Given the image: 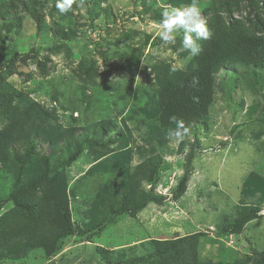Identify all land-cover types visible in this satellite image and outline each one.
<instances>
[{"label": "rangeland", "instance_id": "rangeland-1", "mask_svg": "<svg viewBox=\"0 0 264 264\" xmlns=\"http://www.w3.org/2000/svg\"><path fill=\"white\" fill-rule=\"evenodd\" d=\"M191 3L76 0L60 14L56 0H0V145L14 146L11 134L40 109L101 143H87L54 173L62 184L36 189L14 192L15 165L6 172L0 162V233L16 220L51 216L44 202L61 189L68 211V234L59 238L57 225L41 236L51 241L49 250L3 248L0 264H264L261 181V193L241 195L251 172L264 178V67L225 66L215 76L208 115L186 124L191 134L178 145L160 143L171 130L160 125V87L194 66V57L180 51L182 33L175 45L160 40L161 12ZM197 3L211 30L236 23L258 35L264 28V0ZM56 152L69 156L64 148ZM25 170L24 183L40 175L34 160ZM148 196L158 201L146 203ZM144 202L138 212L113 215ZM244 204H262L258 218L225 234ZM182 237L186 252L156 255L158 241Z\"/></svg>", "mask_w": 264, "mask_h": 264}, {"label": "trees", "instance_id": "trees-1", "mask_svg": "<svg viewBox=\"0 0 264 264\" xmlns=\"http://www.w3.org/2000/svg\"><path fill=\"white\" fill-rule=\"evenodd\" d=\"M249 3L257 0H247ZM34 2V0H32ZM24 5V4H23ZM4 8L9 10V5H4ZM27 8V5L25 4ZM2 16V8L0 9ZM37 23L40 24L41 19L35 15ZM264 25V22H263ZM264 30V28H262ZM258 35L250 34L240 26H228L223 24L218 30L212 28L213 36L209 40H204L201 44L202 52L194 57V66L187 72L175 73L171 80H167L160 87L159 91V107L158 114L160 117V125L163 127H171V130L176 128V123L170 120V117L175 116L179 120H183L186 124L195 123L209 113V109L214 100V84L215 76L228 65L235 63H243L255 67H264V31ZM1 72V68H0ZM194 78L198 79V84L192 86ZM193 97H198V102H194ZM23 110V109H22ZM25 111V110H24ZM20 112L21 118L26 120L25 112ZM28 121V120H27ZM22 129H16L11 136L14 146L9 147V141H2L0 145V162L2 169L6 172L10 170L14 164L16 168V187L14 192L19 188L29 187L36 189L40 186L58 184L60 181L54 173H59L60 169L76 160L83 152L87 143L96 142L101 144L99 140H94L89 136L88 132H79L76 128L64 127L56 121V117L52 112L44 110H36V113L30 118L29 123L24 122ZM25 128V129H24ZM105 131L106 125H102ZM161 144H167L168 140L160 141ZM25 146V149H16V146ZM64 148L69 153L68 157H64L63 153L56 152V148ZM49 149L50 152L44 153V149ZM107 152L102 153L97 158H101ZM32 160L38 164L36 178L30 175L26 178V183L23 179L27 175L25 168L31 165ZM19 166V167H18ZM55 178H52L51 175ZM186 182V177L184 178ZM258 181H261L264 190V178L256 172H251L244 182L242 197L246 196L247 191L261 193V188L257 186ZM185 189V188H184ZM66 191L61 189L57 195L48 199L46 205H49L51 216L46 219L36 220H16L14 228L7 227V232L0 233V249L4 248L6 254L25 253L33 245L45 246L49 250L48 243L51 241L47 237H41L45 233L47 226L51 229L58 225L57 233H54L62 238L66 234L63 231L67 230L68 211L66 209L65 195ZM150 201H158L156 197L148 196L146 203ZM125 207L122 206L115 211L113 215H121L126 212H138L146 204ZM42 204V203H40ZM262 204H244L237 210L234 221L225 229V234L238 233L250 221L258 218V211ZM261 209V208H260ZM38 218V216H37ZM8 222V221H7ZM62 232V233H60ZM48 242V243H47ZM157 247L156 255L163 258L172 253V251L187 250L189 247L188 238L182 237L175 240H162ZM161 246V247H160ZM6 250V251H5ZM262 252V251H261ZM264 253V252H263ZM181 260V259H180ZM264 260V259H263ZM182 261V260H181ZM191 264H196L191 262Z\"/></svg>", "mask_w": 264, "mask_h": 264}, {"label": "clouds", "instance_id": "clouds-1", "mask_svg": "<svg viewBox=\"0 0 264 264\" xmlns=\"http://www.w3.org/2000/svg\"><path fill=\"white\" fill-rule=\"evenodd\" d=\"M76 0H56V9L60 14H66L73 10V4ZM182 33V44L180 51L188 52L190 57H196L202 52V46L199 43L201 40H209L213 36L212 30L207 25L198 6L197 0H192V3L183 7H174L167 5L163 7L161 12V20L159 22V31L157 35L165 45H175L177 36ZM177 70L175 65H172L170 71ZM198 79L194 78L192 86L198 84ZM194 102H198V97H193ZM170 120L176 123V128L170 130L166 139L170 143L178 145L186 137L190 136V129L185 126L183 120L177 119L175 116L170 117Z\"/></svg>", "mask_w": 264, "mask_h": 264}]
</instances>
